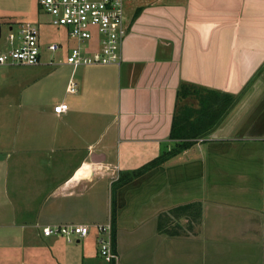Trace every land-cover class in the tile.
<instances>
[{
    "label": "crops",
    "instance_id": "0c3cea01",
    "mask_svg": "<svg viewBox=\"0 0 264 264\" xmlns=\"http://www.w3.org/2000/svg\"><path fill=\"white\" fill-rule=\"evenodd\" d=\"M124 5L120 65H0V264H264V0ZM35 10L0 0V21ZM60 44L62 61L75 43ZM226 98L206 134L171 136L179 116ZM109 223L116 262L98 247ZM58 225L91 230L42 234Z\"/></svg>",
    "mask_w": 264,
    "mask_h": 264
},
{
    "label": "built area",
    "instance_id": "2783aa9c",
    "mask_svg": "<svg viewBox=\"0 0 264 264\" xmlns=\"http://www.w3.org/2000/svg\"><path fill=\"white\" fill-rule=\"evenodd\" d=\"M39 7L50 17L49 25L65 30L66 37L75 43L65 62L50 59V66L68 65L77 69L122 63L123 43L127 35L124 0H39ZM8 41L11 47L0 53V65L38 66L43 61L45 51L53 58L62 47L60 43L45 46L39 27L31 23H20L17 35L11 30ZM88 42L93 46L88 45ZM67 92H78L74 79L69 80ZM68 110L67 103L54 108L58 115ZM90 230L86 225H58L44 227L42 234L45 237H65L68 242H72L73 236L78 237L74 240L88 237ZM97 230L102 257L107 262L118 261L113 246L112 224L100 225Z\"/></svg>",
    "mask_w": 264,
    "mask_h": 264
},
{
    "label": "rangeland",
    "instance_id": "374dc122",
    "mask_svg": "<svg viewBox=\"0 0 264 264\" xmlns=\"http://www.w3.org/2000/svg\"><path fill=\"white\" fill-rule=\"evenodd\" d=\"M34 1L36 2L35 15H33L32 17H29V19H22V20H18V21L12 20L13 22L11 21V23H9L8 21H0V26L2 28V39H0V51H2V48L4 47V44H5V39L4 38L8 37L9 27H13L14 28L13 31L17 35L18 28H19V24L20 23H31L33 25L38 26L39 29H40L41 35H42V40L45 43V46H48V45H50L52 43L53 44H57V43H61L63 41H67L68 38L66 37L65 30H63V29H57V28H55L53 26H50L49 25V23H50V17L48 15H46L43 11H41V9L39 7V0H34ZM70 42H71L72 45L74 44L73 41H70ZM87 44L90 45L91 42H88ZM91 45L93 46V44H91ZM44 53L45 54H44V58L43 59H47L48 61L50 59H53L56 62L59 61L60 57L63 54V52L62 53L58 52V53H56L54 55L53 58H51V54L50 53H48L47 51H45ZM66 58H67V55L64 54L63 55L62 62H65L66 61ZM25 73L26 72L24 71L22 73V76L21 77H23L25 75ZM263 73H264V68H263V70L261 71L260 74H263ZM64 74H65V70H61V71L59 70V71H57L56 76H59L60 75V78H59L60 79V82L59 83H62L64 81V78H65V75ZM259 75H257L256 79L259 78ZM23 78L27 79L26 77H23ZM251 86L252 85H249V87L247 88V90H249L250 88H252ZM58 87H59V89H61V92H63V83L62 84H59ZM196 98L194 96V99L195 100H196ZM189 105H191V106L189 107ZM196 105H197V102L196 101L180 100L179 101V111L181 109L191 108V107H194ZM61 238L65 239L67 241V239L65 237H61ZM77 238L78 237L73 236L72 237V243H75L76 240H74V239H77ZM82 239H80V240H82ZM66 241H64V242H66ZM66 244L69 245L68 242H66Z\"/></svg>",
    "mask_w": 264,
    "mask_h": 264
},
{
    "label": "trees",
    "instance_id": "16d2710c",
    "mask_svg": "<svg viewBox=\"0 0 264 264\" xmlns=\"http://www.w3.org/2000/svg\"><path fill=\"white\" fill-rule=\"evenodd\" d=\"M234 103L233 98H226V105L222 109H217L218 107H212L211 105H205L199 113L197 121L191 122L189 117L184 114L179 116L180 119H175L173 123V128L171 136L175 139L181 138H197L206 134L209 130L214 128V126L222 118L223 114L226 113L228 108H230ZM190 143H185L182 148H186ZM156 163V162H155ZM124 182V180L122 181ZM126 182V180H125ZM116 215V195H113V206H112V218L114 219ZM114 239V234H113Z\"/></svg>",
    "mask_w": 264,
    "mask_h": 264
}]
</instances>
